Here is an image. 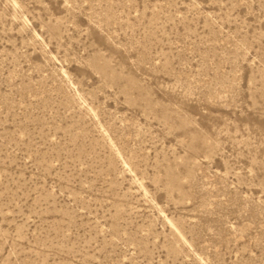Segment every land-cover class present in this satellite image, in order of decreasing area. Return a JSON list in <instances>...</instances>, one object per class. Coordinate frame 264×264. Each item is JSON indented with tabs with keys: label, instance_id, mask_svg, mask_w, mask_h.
I'll list each match as a JSON object with an SVG mask.
<instances>
[{
	"label": "rangeland",
	"instance_id": "obj_1",
	"mask_svg": "<svg viewBox=\"0 0 264 264\" xmlns=\"http://www.w3.org/2000/svg\"><path fill=\"white\" fill-rule=\"evenodd\" d=\"M0 264H264V0H0Z\"/></svg>",
	"mask_w": 264,
	"mask_h": 264
}]
</instances>
